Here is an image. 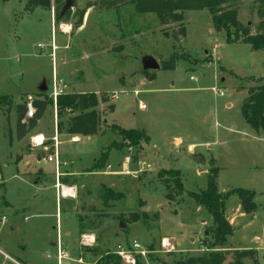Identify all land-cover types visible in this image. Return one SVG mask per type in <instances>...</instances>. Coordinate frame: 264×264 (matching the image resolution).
<instances>
[{"label":"rangeland","instance_id":"obj_1","mask_svg":"<svg viewBox=\"0 0 264 264\" xmlns=\"http://www.w3.org/2000/svg\"><path fill=\"white\" fill-rule=\"evenodd\" d=\"M65 1L50 0L44 6L0 0V169L5 160L13 164L15 156L27 151L39 156L43 165L50 164L47 185L52 186L37 190L40 185L32 184L35 175L24 174L32 185L26 186L20 176L10 173L6 193L4 177L0 178V225L6 197L18 210L15 230L3 237L12 245L32 243L28 253L57 263L41 252L38 235L53 230L56 208L64 215L72 199L56 197L54 162L47 161L52 150L38 151L31 139L15 146L17 103L38 94L43 82L50 95L57 77L65 93H97L96 110L105 132H110L106 118L150 136L148 142L120 145L104 157L105 147L112 139L121 142V134L78 140L76 134L73 140L67 128L80 109L59 115L53 103L40 120L49 145L57 124H63L66 134L58 133L59 151L67 163H62L61 174L75 172V164L70 163L74 159L84 165L90 162L91 170L98 172L84 180L89 194L75 193L78 219L69 218L72 226L78 222L77 246L87 262L98 264L101 255L134 239L156 250L150 253V264L209 257L218 250L215 226L208 211L188 192L205 189L217 166L220 192L249 189L256 203L247 214L242 207L238 211L241 199L236 194L226 200L225 210L235 219L234 232L224 245L226 253L234 252L241 264H264V132L253 129L241 113L250 90L264 83V50L255 51L241 40L226 41V32L214 27L206 9L183 11L182 21L163 24L156 14L138 13L131 0H75L72 9L60 16ZM234 6L240 22L253 34L264 31L259 27L263 0H242ZM148 55L161 65L159 70L144 68L142 60ZM173 168L181 169L185 191L180 195L170 175L160 176L164 169ZM68 177L75 176H61ZM106 186L123 197L105 200ZM81 195L88 199L81 202ZM237 213L247 215L235 218ZM38 221L37 229H28ZM82 233L95 234L96 244L83 247ZM166 235L174 238L176 251L160 249Z\"/></svg>","mask_w":264,"mask_h":264},{"label":"trees","instance_id":"obj_2","mask_svg":"<svg viewBox=\"0 0 264 264\" xmlns=\"http://www.w3.org/2000/svg\"><path fill=\"white\" fill-rule=\"evenodd\" d=\"M134 2L138 13H153L163 24L168 22H176L183 20V11L206 9L212 15V22L216 29L226 32V41L238 42L242 41L252 46L255 51L264 50V31L253 34L248 25H244L238 18L237 8L234 6L242 0H131ZM264 1V0H263ZM28 5H44L48 6L50 0H27ZM264 15V12L262 13ZM260 28L264 29V19L260 22ZM264 80V77L262 78ZM249 97L245 100L241 107V113L245 121L256 131L264 132V83L257 90H250ZM32 106L34 111L29 115V109L26 101L16 105V138L23 139L32 129L37 127L38 122L51 104L54 103L53 98L47 94V91H39L32 98ZM97 93H62L57 96L56 105L58 114H62L67 109L76 112L78 109L81 113L70 119L67 132L70 134H81L85 136H94L95 134H103L105 131L100 128L101 117L98 115L96 107L99 105ZM114 110V107H111ZM89 110V111H88ZM108 131L121 133L122 141H112L106 147V151L102 156L107 157L113 148L120 145L134 146L142 142H148L150 136L147 132L135 129L124 128L116 123L108 126ZM58 133H62L63 124H57ZM168 174L172 177L174 187L177 188V194L185 191V185L182 181L181 170L164 169L160 173ZM219 167L215 166L211 170L207 178V186L200 191H190L188 195L194 199L196 204L204 207L209 215L212 216L215 226V242L214 247L217 251L212 252L209 257H199V259H187L175 264H220L228 255L225 250V243L229 236L233 234V228L225 214L226 200L236 194L241 199V206L245 213H250L256 209L254 201V191L249 189L235 188L226 194L219 191L218 178ZM2 186L0 185V190ZM102 197L105 200L119 199L123 197V193L115 191L109 187L104 188ZM98 264H122L121 258L116 253H105L99 258ZM137 264H145L139 261ZM168 264V263H161ZM232 264H241L238 255L235 256Z\"/></svg>","mask_w":264,"mask_h":264},{"label":"crops","instance_id":"obj_3","mask_svg":"<svg viewBox=\"0 0 264 264\" xmlns=\"http://www.w3.org/2000/svg\"><path fill=\"white\" fill-rule=\"evenodd\" d=\"M148 82H152V81H148ZM140 91L141 90H139L138 93H140ZM77 92L78 93H85L82 90H77L74 93H77ZM17 104H19V103H17ZM48 110H49V108L47 109V111ZM44 116H45V114H44ZM104 121L106 122V124L108 126L112 124V123H109L106 118L104 119ZM39 124H40V121L38 122L37 127L32 129L21 140H18L16 138V127H15V146L20 145V143H23L24 141L31 139L33 136H35L37 134H44L45 136H47L48 135L47 130L46 129L44 130L43 128H41ZM118 125H120V124H118ZM124 128H126V127H124ZM128 128H131V127H128ZM111 132H104L103 134H95L94 136H85V135L78 134L77 140L80 138H92V137H95L96 135H109L110 139H111V136H112ZM65 134L66 133H60V137L65 135ZM119 134H121V133H119ZM67 135H70L71 138L73 136H76V134H70V133H67ZM12 137H14V135H12ZM58 137H59V134H58ZM72 139L74 140L75 138L73 137ZM179 139L182 141L181 137H177L176 141H178ZM112 141H113V139H112ZM112 141H110V143L108 145H110L112 143ZM189 146L194 147V145H189ZM35 148L38 151H43V150H41L40 147H35ZM60 158H61V153H60ZM43 159H45V158H43ZM94 159L91 162H93ZM69 162H68V164H69ZM70 163L75 164L74 165L75 172L74 173L62 172V174H61V168L64 167L62 165L59 169V173H60L59 176L56 174V166L54 163V167H55V174H54V180H55L54 186L55 187L54 188L56 190V197H58L60 194L61 197H65L67 199H72V201H70V202H72V205H71L70 209H67L65 211V213H64L65 216L63 215V212L61 209H59V207L56 208V211L54 214L55 218H56L55 227L52 226L53 230L47 231L46 235L42 236V233L41 234L39 233V235H38L40 243H42V244H40L41 245L40 249H41V252H45V254L48 258H54L55 263H56L57 258H55V257H56V253H57V245L59 242L61 249L66 253V256L64 258V260L67 261L66 264H70L72 261L80 263V264H85V263L91 264V263L86 261L84 254L82 252H80V250L77 246L78 222H77V224H75V226H72L69 223L70 216L77 218L76 214L78 212V207H79L78 201L74 200L75 195L69 196L68 194H62L61 192H59V190H57V188H56V185L58 182L59 183L62 182L61 176H63V175L75 176V177L63 178L62 180H64V182H65L64 185L66 184V186L73 187L76 191V194H77L78 190H80V191H86V195H87L90 193V188H89V185L84 184V180L87 179L90 175L98 174V172L94 173V171L91 170L92 166L89 165L90 162L88 164L84 165L82 163H78V159H74ZM24 164H26L27 167H24ZM48 166H50V164L43 165L42 159L39 156H36V155H34L30 152H27V151H21V154L19 156L14 157L13 164L11 163L10 160L8 161V159L3 162L2 169H0V178L2 179L4 177V180H2L1 183H3V182L6 183V193H7V184H8V180L10 179V173H11V174H13L11 176H20L21 179H23V181H24V185L32 186L30 184V182L26 179L27 175L26 176L24 175V174H29V175H35V177H36V179L32 182V184L34 183V184H39L40 186H42V187L39 186L37 188V190L39 188H40L39 190H45V189L48 190V189L52 188V186L47 185L48 184L47 180L50 179ZM67 169H70V168L67 167ZM3 170L5 171V173ZM177 170H179V169H177ZM44 179H46V182L42 183V182H44L43 181ZM109 188H111V187H109ZM6 193H5V197H6ZM81 198H82V200H80L81 202L85 199H88V197H86V196L83 198L82 195H81ZM6 200L8 201V204L5 207V216H4L5 220L0 225V257L2 260L0 262V264H16L13 261L6 258L4 256V254L10 256L15 261H17V263H19V264H50V263L46 262V260H42L41 258L37 257L35 254L33 255L31 253H28V251H30V249L33 248L32 243H29V242L24 243L23 242V243H20L18 245H12L11 243H9V241L5 237H3V235L5 233H8V232L11 233L12 231L15 230V228H16V217L18 216L17 208L14 207V205L8 200L7 197H6ZM241 207L242 206H241V200H240L238 208H237L239 212H240ZM89 209L90 210L93 209V206H90ZM81 210H82V207H81ZM231 213L232 212H229L227 209L225 210V214L227 215L228 221L230 222V224H234L235 219L234 218L231 219V217L229 216V214L231 215ZM36 215H40V214H36ZM236 215L237 216H235V218H238V216H246L247 214L237 213ZM210 219H211V222L213 223L212 216ZM40 223L41 222H39V221L38 222H31L28 225V229H31V230L34 229L35 230V229H37V226H40ZM54 233H55V236L53 235ZM37 248L39 249V247H37ZM64 260H63V264H64ZM56 264H58V263H56Z\"/></svg>","mask_w":264,"mask_h":264},{"label":"built area","instance_id":"obj_4","mask_svg":"<svg viewBox=\"0 0 264 264\" xmlns=\"http://www.w3.org/2000/svg\"><path fill=\"white\" fill-rule=\"evenodd\" d=\"M63 83L62 80H58L57 77H54L53 80V88L52 92L50 93V96L53 98L55 106L56 105V100L57 96L65 93L63 89ZM32 96H28L27 105L29 109V115H32L34 108L32 106ZM56 135L52 137L53 144L49 145V138H47L44 134H37L31 138L32 145L34 147H40L41 150L49 152L52 150V153L49 155L47 158L48 161L54 162L56 166V174L59 176V169L62 165V163H67L65 161H62L60 158V151H59V138H58V130L56 129ZM68 188L70 190V193H76L75 189L73 187L66 186L61 183H57V188L60 191L64 190V188ZM61 191V192H62ZM5 220V217H4ZM97 242V238L95 234L92 233H82L81 239H80V244L85 247V248H91L93 247ZM160 249L163 252H173L176 251V245L174 242V238L170 236H164L161 241H160ZM156 250H153L151 248L145 247L139 240L134 239L129 243H119L116 245V247L113 250V253H116L117 255L120 256L122 264H137L139 261L144 262L145 264H150L149 262V256L150 253L154 252ZM6 258L9 260L13 261L16 264L17 261H15L13 258L10 256L4 254ZM66 256V253L61 249L60 243L58 242L57 245V253H56V258H57V263L58 264H63V260ZM82 261V260H81Z\"/></svg>","mask_w":264,"mask_h":264},{"label":"water","instance_id":"obj_5","mask_svg":"<svg viewBox=\"0 0 264 264\" xmlns=\"http://www.w3.org/2000/svg\"><path fill=\"white\" fill-rule=\"evenodd\" d=\"M75 4V0H66L65 5L63 6L60 16H63L68 10L72 9ZM142 65L145 69L159 70L161 65L153 56H145L142 60ZM47 85L45 82L40 86V91H47ZM234 261V252L226 255L225 259L220 264H232Z\"/></svg>","mask_w":264,"mask_h":264},{"label":"bare ground","instance_id":"obj_6","mask_svg":"<svg viewBox=\"0 0 264 264\" xmlns=\"http://www.w3.org/2000/svg\"><path fill=\"white\" fill-rule=\"evenodd\" d=\"M61 193L62 194H68L69 196H74V193H70V190L66 187L64 188V190Z\"/></svg>","mask_w":264,"mask_h":264}]
</instances>
